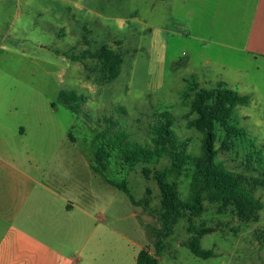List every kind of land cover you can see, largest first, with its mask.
<instances>
[{"label":"rangeland","instance_id":"rangeland-1","mask_svg":"<svg viewBox=\"0 0 264 264\" xmlns=\"http://www.w3.org/2000/svg\"><path fill=\"white\" fill-rule=\"evenodd\" d=\"M197 13L193 0L185 5L181 0H0V119L13 127L26 118L32 134L23 139L22 150L41 165L43 181L59 189L65 185L89 212L81 224L84 243L72 244L73 261L135 264L137 253L146 249L160 264H264V189L253 191L263 206L256 222H241L231 207L205 201L203 213L179 220L166 240L168 248L156 254L154 235L148 233L159 228L154 211L160 194L152 173L166 169L185 201L192 164L178 171L164 159L129 168L112 152L104 177L125 181L135 200L149 190L147 209L133 206L123 191L91 170V142L101 128L112 126L146 146L150 126L165 111L172 116L177 139L188 142L190 154L199 155L201 135L187 127L191 116L183 94L194 81L205 89L215 87L220 74L229 81L219 68L202 70L199 51L214 56L217 64L232 60L219 50L201 48L194 39ZM102 45L123 58L110 83L100 80L90 56ZM236 83L231 80L226 87L253 93V98L234 109L229 123L242 136L234 150L220 151L218 160L250 181L257 172L245 168L244 158L252 155L256 168L264 161V79ZM61 92L85 98L78 104L79 114L58 101ZM73 220L78 228L77 214ZM190 224L213 230L200 246L214 257L197 258L184 246Z\"/></svg>","mask_w":264,"mask_h":264},{"label":"trees","instance_id":"trees-1","mask_svg":"<svg viewBox=\"0 0 264 264\" xmlns=\"http://www.w3.org/2000/svg\"><path fill=\"white\" fill-rule=\"evenodd\" d=\"M90 56L97 62L101 81L110 83L118 77L123 63L119 52L102 45ZM84 100V97L75 92H61L58 96V101L74 114H79L78 104L81 105ZM183 101L189 107L188 116H191L187 127L201 135L200 152L197 156L188 152L187 141L177 139L173 132L174 121L167 111L160 113L150 126V140L146 146L129 140L123 132L112 126L101 128L91 142V170L103 177L110 186L123 191L133 206L144 209L148 208L149 190H146L141 200H135L125 181L116 182L104 177L112 152L129 168L140 164L156 165L164 159L178 171L186 164H192L189 196L185 201L180 198L177 183L169 180L166 169H155L152 173L160 194L159 208L154 211L159 228L148 230L149 234L154 235L156 254L168 248L166 240L173 234L174 226L179 220H191L203 213L205 201L231 207L241 222H256L263 207L253 191L256 188L264 189V161H258L259 167L256 168L253 166L256 162L252 155L244 158L245 168L257 172L256 177L247 181L243 175L227 170L218 160V153L234 150L236 142L242 136V130L229 122L236 107L249 104V97L228 89L224 83L204 89L192 82L189 83L188 91L183 94ZM216 143H219L217 149ZM143 174L148 175L149 171L144 168ZM187 231L190 237L184 246L193 256L201 259L215 256L211 250H204L200 246L201 238L213 232L212 229L190 224ZM135 264L160 262L146 249H141L136 255Z\"/></svg>","mask_w":264,"mask_h":264},{"label":"crops","instance_id":"crops-1","mask_svg":"<svg viewBox=\"0 0 264 264\" xmlns=\"http://www.w3.org/2000/svg\"><path fill=\"white\" fill-rule=\"evenodd\" d=\"M188 1L192 0H181V4ZM193 1L199 14L194 39L201 48L219 50L232 60L217 64L202 49V70L226 71L229 81H222V74L217 76V84L226 86L231 80L239 86L263 81L264 0ZM236 92L252 102L253 93ZM25 119L13 127L0 119V264H81V259L70 258L76 250L72 244L84 243L81 224L89 212L65 185L59 189L43 181L41 165L22 150L23 139L32 134ZM76 214L78 228L73 220Z\"/></svg>","mask_w":264,"mask_h":264}]
</instances>
